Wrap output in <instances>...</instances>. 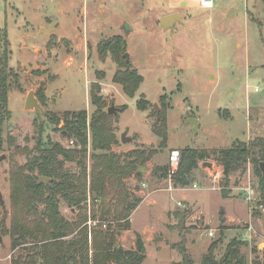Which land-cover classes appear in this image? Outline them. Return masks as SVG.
I'll use <instances>...</instances> for the list:
<instances>
[{
  "label": "rangeland",
  "instance_id": "1",
  "mask_svg": "<svg viewBox=\"0 0 264 264\" xmlns=\"http://www.w3.org/2000/svg\"><path fill=\"white\" fill-rule=\"evenodd\" d=\"M174 13L181 21L173 31L164 30L159 19ZM124 24L131 29L125 53L143 78L133 97L113 83L118 65L110 54L101 58L97 50L100 41L123 35ZM0 31V53L7 49V66L16 74L7 95L10 116L0 133V193L5 206L0 207V264H11L22 250L12 248L5 232L11 165L24 166L37 153L38 140L44 146L51 141L73 147L64 137L62 116L84 110L89 125L95 82L104 110L115 109L112 127L118 144L112 151L121 157L136 149L156 151L140 167V178L124 180L136 207L128 218L130 229L119 233L116 246L134 248L139 233L146 250L143 264H180L176 244L184 238L188 254L200 264L212 243L220 260L235 241L234 262H262L259 178L248 159L223 189L220 151L236 141L264 138V0H214L208 10L197 0H0ZM17 83L18 89L13 88ZM30 91L43 97V114L24 109ZM139 102H144L143 111ZM164 113L167 145L161 149L152 128ZM51 115L60 120L57 125L50 123ZM191 119L197 120L196 133ZM124 132L129 142L120 141ZM87 137L90 153L89 128ZM185 148L206 156L191 185L173 191L162 168L170 166L171 152ZM83 163L89 170V156L85 162H65L64 170L76 173ZM246 189L252 201H247ZM223 191L228 193L225 197ZM175 210L186 213L183 223L174 217ZM60 211L70 221L77 213L62 199Z\"/></svg>",
  "mask_w": 264,
  "mask_h": 264
},
{
  "label": "trees",
  "instance_id": "2",
  "mask_svg": "<svg viewBox=\"0 0 264 264\" xmlns=\"http://www.w3.org/2000/svg\"><path fill=\"white\" fill-rule=\"evenodd\" d=\"M4 45L8 43L5 41ZM97 50L101 58L110 54L118 65L112 78L113 83L119 84L125 95L133 97L143 78L124 56L125 37L119 35L102 40L98 43ZM0 54L1 133L3 123L10 116L7 109L8 90L12 87L10 79L16 78V74L7 66V49ZM13 88L18 89V83ZM36 97L40 104L44 103L41 95ZM90 102L95 110L90 116L89 125L84 110L65 112L62 116L65 136L68 141H73V147L64 148L51 141L44 146L38 140L35 148L37 153L24 166L11 165L10 214L5 232L13 249L22 246L11 264H143L146 259L144 241L139 233L135 234V247L132 249L116 246V242L121 231L130 229L128 218L136 207V203H130L124 180L130 177L140 178L138 169L156 151L145 153L136 149L123 157L113 152L112 146L118 144L112 127L113 115L104 110L97 82L91 86ZM138 107L143 111L144 102H139ZM49 121L56 125L60 122L55 115H51ZM88 128L91 136L90 153ZM152 131L160 138V148H165V113L158 115ZM179 154L177 171L170 177L175 188L191 185L198 163L206 156L204 151L192 148L182 149ZM220 154L223 189L228 187L230 176L251 159L254 173L259 178L260 204L264 206V176L259 170V163L264 162V138H257L250 143L236 141L230 148L221 150ZM88 156L89 170L85 163L76 173L64 170L65 162H85ZM168 171L169 165L162 168V177L167 178ZM42 178L48 181H43ZM227 194L226 191L222 192L224 197ZM60 199L77 211L75 219L70 221L62 215ZM173 215L179 223H183L186 213L175 210ZM89 221L96 224L89 226ZM215 245L212 243L208 247L200 264H242L234 262L237 246L235 241L227 245L220 260L214 256ZM176 248L181 256L180 264H195L186 250L184 238L176 244ZM259 264H264V253Z\"/></svg>",
  "mask_w": 264,
  "mask_h": 264
},
{
  "label": "water",
  "instance_id": "3",
  "mask_svg": "<svg viewBox=\"0 0 264 264\" xmlns=\"http://www.w3.org/2000/svg\"><path fill=\"white\" fill-rule=\"evenodd\" d=\"M181 21V16L179 14H169V15H166L164 16L163 18L159 19V24L160 26L166 30V31H173L175 25ZM130 28L127 24H124L123 25V28H122V32H123V36L126 38L128 33L130 32ZM125 58L127 60L128 59V55L127 53H125ZM155 108L156 110L157 107L155 105ZM24 109L25 110H28V111H33L35 112L36 114H43L44 111H43V108L40 104V102L38 101L37 97L35 96V93L30 91L27 96H26V100H25V106H24ZM115 112V109L113 106H111L110 108H108L107 110V113L108 114H113ZM189 123L193 126V130H194V133L197 132V128H198V123H197V120L195 119H191L189 120ZM126 133H122L121 134V138H120V141L122 143H126V142H129L130 141V138H127L126 136ZM203 166H208L210 167L211 164L210 163H207V162H204L203 163ZM140 173H143L144 172V168H139L138 169ZM259 170L261 172V174L264 176V162H260L259 163ZM41 180L43 181H48V179H45V178H42ZM178 264V263H177Z\"/></svg>",
  "mask_w": 264,
  "mask_h": 264
},
{
  "label": "built area",
  "instance_id": "4",
  "mask_svg": "<svg viewBox=\"0 0 264 264\" xmlns=\"http://www.w3.org/2000/svg\"><path fill=\"white\" fill-rule=\"evenodd\" d=\"M197 3L201 9H207L208 10V9H212L214 6V0H197ZM68 143L70 146L74 145L72 140L69 141ZM179 162H180V154L176 151L171 152L170 166H169V171H168V177L169 178L171 177V175H173L177 171ZM246 199H247V201L253 200V198L251 196V190L250 189H246ZM95 224H96V222H92V221L88 222L89 226L95 225ZM103 227H105V225ZM209 236H213L212 232L209 233Z\"/></svg>",
  "mask_w": 264,
  "mask_h": 264
},
{
  "label": "flooded vegetation",
  "instance_id": "5",
  "mask_svg": "<svg viewBox=\"0 0 264 264\" xmlns=\"http://www.w3.org/2000/svg\"><path fill=\"white\" fill-rule=\"evenodd\" d=\"M64 137H65V134H64ZM4 156H1L0 157V161L3 160ZM0 207L2 208V210H4V200H3V196L2 194L0 193Z\"/></svg>",
  "mask_w": 264,
  "mask_h": 264
},
{
  "label": "crops",
  "instance_id": "6",
  "mask_svg": "<svg viewBox=\"0 0 264 264\" xmlns=\"http://www.w3.org/2000/svg\"><path fill=\"white\" fill-rule=\"evenodd\" d=\"M176 14V13H175ZM176 26V25H175ZM175 28V27H174ZM172 189V188H171ZM174 189H176V188H173L172 190L174 191ZM167 210H169L170 208H166Z\"/></svg>",
  "mask_w": 264,
  "mask_h": 264
}]
</instances>
